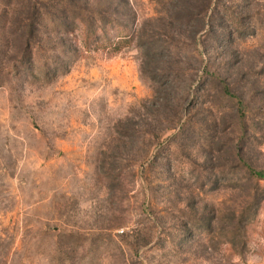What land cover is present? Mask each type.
Returning a JSON list of instances; mask_svg holds the SVG:
<instances>
[{
	"label": "rangeland",
	"instance_id": "obj_1",
	"mask_svg": "<svg viewBox=\"0 0 264 264\" xmlns=\"http://www.w3.org/2000/svg\"><path fill=\"white\" fill-rule=\"evenodd\" d=\"M259 171L264 0H0V264H264Z\"/></svg>",
	"mask_w": 264,
	"mask_h": 264
},
{
	"label": "trees",
	"instance_id": "obj_2",
	"mask_svg": "<svg viewBox=\"0 0 264 264\" xmlns=\"http://www.w3.org/2000/svg\"><path fill=\"white\" fill-rule=\"evenodd\" d=\"M91 33H92L91 35L94 34L93 36L95 37L94 39H92V37H91V41H92V42H93L95 39H100L99 36L96 34V33H97V32H96V29H93V31H91ZM99 41H100V40H98V43H99ZM86 42H88V41H86ZM121 43H123V42L121 41ZM121 43H118L117 45H120ZM113 50H115V51L118 50V46H116L115 49H113ZM256 174L259 175V176H261V177H264V173H263V172H260V171H259V172H257Z\"/></svg>",
	"mask_w": 264,
	"mask_h": 264
}]
</instances>
